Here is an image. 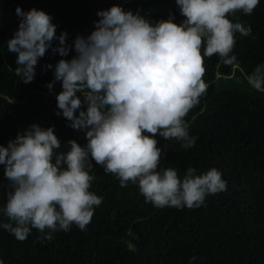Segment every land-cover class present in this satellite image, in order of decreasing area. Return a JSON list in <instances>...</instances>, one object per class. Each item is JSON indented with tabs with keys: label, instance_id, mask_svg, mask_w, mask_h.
<instances>
[{
	"label": "clouds",
	"instance_id": "obj_1",
	"mask_svg": "<svg viewBox=\"0 0 264 264\" xmlns=\"http://www.w3.org/2000/svg\"><path fill=\"white\" fill-rule=\"evenodd\" d=\"M175 3L184 17L179 24L171 13L152 22L139 11L114 4L97 12L90 35H77L71 44L67 32L57 36L51 15L17 7L18 30L7 41V51L16 54L15 75L30 84L49 49L62 57L74 50L71 60L55 65V80L47 88L51 92L61 82L56 115L85 132L87 141L81 146L70 140L69 150L61 152L54 126L32 124L7 146L0 145L8 182L6 205L0 208L8 222L0 228L18 241H25L33 229L42 233V241L70 231L73 224L85 230L103 200L90 191L94 166L116 176L121 187L138 184L145 201L161 208H199L207 196L226 191L227 181L215 167L199 175L189 167L182 178L174 168L158 170L166 153L156 137L175 139L184 149L195 146L197 138L189 134L185 117L208 88L205 58L218 55L226 65L237 63L232 55L236 34L251 36L252 28L236 13L253 14L260 0ZM247 81L264 92V64ZM85 105L86 111L81 110Z\"/></svg>",
	"mask_w": 264,
	"mask_h": 264
},
{
	"label": "trees",
	"instance_id": "obj_2",
	"mask_svg": "<svg viewBox=\"0 0 264 264\" xmlns=\"http://www.w3.org/2000/svg\"><path fill=\"white\" fill-rule=\"evenodd\" d=\"M114 4L152 22L166 20L170 13L177 24L184 19L175 0H0V145L7 146L32 124L54 126L61 152L69 150L70 140L87 143L85 132L56 115L61 82L51 92L47 88L55 80V65L71 60L74 50L62 57L49 49L30 84L15 75L16 54L7 51V41L18 30L17 7L51 15L57 36L67 32L71 44L77 35H90L97 12ZM236 16L251 26L252 35L236 34L235 64H224L218 55L205 58L208 88L185 117L189 134L197 138L195 146L184 149L175 139L156 137L166 153L158 170L174 168L182 178L189 167L197 175L215 167L227 181L226 191L207 196L199 208H161L145 201L138 184L121 187L116 176L94 166L90 191L103 200L85 230L73 224L70 231L42 241V233L33 229L21 242L0 228L3 264H264V92L247 81L264 64V0L253 14ZM48 64L52 69H45ZM7 184L0 165V208L6 205ZM5 222L0 213V223Z\"/></svg>",
	"mask_w": 264,
	"mask_h": 264
}]
</instances>
